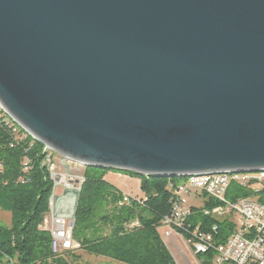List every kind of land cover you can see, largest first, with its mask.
<instances>
[{"label":"water","instance_id":"obj_1","mask_svg":"<svg viewBox=\"0 0 264 264\" xmlns=\"http://www.w3.org/2000/svg\"><path fill=\"white\" fill-rule=\"evenodd\" d=\"M0 107L84 168L263 173L264 0H0Z\"/></svg>","mask_w":264,"mask_h":264},{"label":"trees","instance_id":"obj_2","mask_svg":"<svg viewBox=\"0 0 264 264\" xmlns=\"http://www.w3.org/2000/svg\"><path fill=\"white\" fill-rule=\"evenodd\" d=\"M9 120L0 110V211L11 216L8 227L0 224V264H77L82 259L78 251L120 264H176L159 230L179 198V184L187 178L146 177L97 168H85L84 172L73 229L79 249L55 256L52 237L43 230L54 188L46 164L51 153ZM110 172L139 179L140 195H125L111 185L107 181ZM229 179L226 197L230 201L264 187L260 173L231 174ZM125 197L129 203L123 202ZM190 197L194 198V203H189L191 214L176 233L190 239L197 228L207 233L218 224L222 241L228 238L232 223L217 222L201 212L222 203L209 199L206 193H192L188 202ZM260 202L264 203V196Z\"/></svg>","mask_w":264,"mask_h":264},{"label":"built area","instance_id":"obj_3","mask_svg":"<svg viewBox=\"0 0 264 264\" xmlns=\"http://www.w3.org/2000/svg\"><path fill=\"white\" fill-rule=\"evenodd\" d=\"M51 178L56 183L52 175ZM78 179L75 184L61 179L59 184L62 185L64 193L55 195L54 199V190L57 187L53 188V196L49 201L50 212L44 220L43 230L49 232L52 237L51 248L55 256L79 249L73 238L74 218L71 214L62 213L65 198H70L72 205L76 202L85 181L83 176ZM262 181L264 184V180ZM229 183L179 184L177 190L179 198L176 200L172 214L163 221V227L168 229L165 239H170L175 234L179 235L175 230L184 227L185 219L191 214L188 197L192 193H206L209 199L218 201L222 205L212 210L202 209V214L214 218L217 222L232 223V232L222 241L220 226L215 224L207 233L201 232L199 227L190 239L185 238L195 256L201 257L200 263L264 264V203L260 202L264 196V187L246 197L230 201L226 197ZM123 202L129 203V198L125 197Z\"/></svg>","mask_w":264,"mask_h":264},{"label":"rangeland","instance_id":"obj_4","mask_svg":"<svg viewBox=\"0 0 264 264\" xmlns=\"http://www.w3.org/2000/svg\"><path fill=\"white\" fill-rule=\"evenodd\" d=\"M50 153H51L50 154L51 158L50 159L47 158L46 164L48 165L50 169V173L52 177L55 178L56 180V183H55L53 179L54 188L57 187L56 190L53 189L55 193H54V196L52 193L50 197V200H51L52 196L55 199L56 198L55 195L59 196L64 193L63 187H61L62 185L59 184L61 179H64L65 181L67 180L72 181L75 184L77 183V181H79L78 177L80 176L84 177L85 168L75 162L66 161L63 157H61L60 155L56 153H53V152H50ZM107 181L111 185L119 188L125 195L137 197L141 193L139 179L132 178L124 174L110 172L107 175ZM80 193L76 199V202L73 203V205L70 202V198L68 197L65 198L63 205H62L63 206L62 213H64L65 215L71 214L72 218H74V223H75L74 212L76 209L75 207H77V202L79 201ZM189 203L190 204L194 203L193 197L189 198ZM58 205H61V204L58 203ZM10 223H11L10 214L2 213L0 211V224L8 227ZM167 231L168 229L164 227L160 228L159 230L163 240L164 241L166 240V245L168 249L171 251V253L173 254L176 264H201L199 258L195 256L191 247L188 245L184 237L175 234L170 239H165V235ZM77 254L82 256V259L77 264H120V263H117L115 261H112L106 258L88 256L80 251H78Z\"/></svg>","mask_w":264,"mask_h":264},{"label":"bare ground","instance_id":"obj_5","mask_svg":"<svg viewBox=\"0 0 264 264\" xmlns=\"http://www.w3.org/2000/svg\"><path fill=\"white\" fill-rule=\"evenodd\" d=\"M0 110H2L5 114L6 112L0 107ZM7 115V114H6ZM8 116V115H7ZM9 117V116H8ZM10 118V117H9ZM8 120V118H7ZM10 120L13 122V120L10 118ZM9 120V121H10ZM16 124L15 122H13ZM13 124V125H14ZM19 126L18 124H16ZM15 126V125H14ZM20 127V126H19ZM21 128V127H20ZM23 130V129H22ZM27 135V134H26ZM46 151L51 152L48 148H46ZM51 158V157H50ZM230 175H212V176H205V177H188L187 181L183 184H209V183H225L229 182ZM261 178H264V172L260 174ZM70 215V214H69Z\"/></svg>","mask_w":264,"mask_h":264},{"label":"crops","instance_id":"obj_6","mask_svg":"<svg viewBox=\"0 0 264 264\" xmlns=\"http://www.w3.org/2000/svg\"><path fill=\"white\" fill-rule=\"evenodd\" d=\"M165 242V241H164ZM166 243V242H165ZM170 251V250H169ZM171 252V251H170ZM172 254V253H171ZM173 255V254H172ZM174 257V256H173ZM175 259V258H174ZM201 261V259H199Z\"/></svg>","mask_w":264,"mask_h":264}]
</instances>
